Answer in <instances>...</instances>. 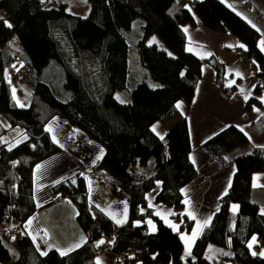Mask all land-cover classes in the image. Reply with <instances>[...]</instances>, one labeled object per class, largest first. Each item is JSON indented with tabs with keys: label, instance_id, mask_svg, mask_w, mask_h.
Instances as JSON below:
<instances>
[{
	"label": "trees",
	"instance_id": "1",
	"mask_svg": "<svg viewBox=\"0 0 264 264\" xmlns=\"http://www.w3.org/2000/svg\"><path fill=\"white\" fill-rule=\"evenodd\" d=\"M89 3L88 14L81 16L66 11L63 0H0L5 12L0 19V264H97L98 243L111 234L113 239L105 249L122 255L124 264H204L209 243L224 248L217 264H264V255L256 252L264 244V213L251 198L253 175L264 172V146L229 159L233 148L248 142L247 133L235 124L203 141L220 165L233 162L235 170L228 191L194 240L191 255L182 257L185 245L180 233L190 232L194 225V219L183 211L184 188L195 179L197 169L189 156L187 121L176 106L179 100L191 103L204 62L213 67L217 82L229 95L236 89L226 85L224 63L215 55L201 57L188 49L183 26L195 25V16L206 28L231 33L245 46L237 54L251 64V75L257 79L246 107L261 105L264 51L259 46L260 31L223 0H191L192 9L177 0ZM138 17L142 20L137 65L146 77L137 80L136 72L129 81L125 32ZM13 33L22 46L17 74L31 89L28 106L12 102L5 73L17 58L8 47ZM151 34H158L172 54L146 43ZM50 64L56 68L50 71ZM119 89L129 90L132 101L121 102L115 95ZM176 115L178 121L161 139L153 124ZM56 116L64 120L70 137L78 129L99 144L103 156L96 159L95 168L104 174L108 187L101 186V181L88 184L80 172L51 186L53 195L75 207L87 239L79 247L64 250L67 255L53 245L43 255L24 227L38 209L33 196L34 168L62 151L47 129ZM13 127L22 129L25 138L9 146L2 138ZM157 187L155 201L174 209L176 227L148 207V193ZM115 194L127 205L126 217L119 224L104 211L108 198ZM232 203L239 204L237 211L232 210ZM146 218L155 222V231L148 230Z\"/></svg>",
	"mask_w": 264,
	"mask_h": 264
},
{
	"label": "crops",
	"instance_id": "2",
	"mask_svg": "<svg viewBox=\"0 0 264 264\" xmlns=\"http://www.w3.org/2000/svg\"><path fill=\"white\" fill-rule=\"evenodd\" d=\"M177 1L192 9L191 0ZM223 1L260 31L259 46L262 49L261 41H264V0ZM195 18V25L185 24L183 26L184 31L187 29L185 34L188 49L201 57L213 54L222 61L224 63L226 85L231 89L236 88L241 91V96L230 98L229 91H225L217 82L213 67L204 62L202 76L196 83L195 94L191 103L188 104L184 100H179L176 104L178 111L187 121L191 143L189 156L197 169L195 179L184 188L183 211L190 217H195V219L193 228L189 232L192 234H186L188 235L187 248L189 252H186L185 246L182 253L183 258L191 255L194 240L206 225L204 221L211 218L214 210L219 205L220 198L228 191L235 170L233 162H229L224 166L220 165L205 150L203 141L228 124H235L247 133L248 142L245 145L233 148L228 154L229 159L237 154L251 151L254 147L264 146V99H261L264 98V91L259 95L261 105L246 107L248 99L254 94L257 79L251 75V64L242 61L237 54V49L240 47L239 45H242V42L231 33H218L206 28L198 17L195 16ZM136 75L137 80H141L146 77V72L141 66H138ZM261 118H263V121L259 123ZM178 119L179 117L176 115L166 122H155L153 124L154 132L157 135L159 133V136H164L168 128L176 123ZM147 169L149 171L153 169L152 159L149 160ZM255 183L256 186H254ZM158 189L159 187L148 193V207L166 224L173 226L175 225L172 219L174 209L155 201ZM255 193H257L256 196H254ZM251 194L252 200L257 202L259 206L264 203V172H257L253 175ZM123 204L125 213H123L124 216L121 221L125 219L127 211L126 202ZM232 204L231 207L233 208ZM110 217L115 221L118 220L112 216ZM145 222L150 232L156 230V224L151 218H146ZM263 249L264 244H261L256 252L262 253ZM218 251L220 255L224 252L223 248ZM116 255L108 251L98 258L102 264H111ZM112 264H116V262Z\"/></svg>",
	"mask_w": 264,
	"mask_h": 264
},
{
	"label": "rangeland",
	"instance_id": "3",
	"mask_svg": "<svg viewBox=\"0 0 264 264\" xmlns=\"http://www.w3.org/2000/svg\"><path fill=\"white\" fill-rule=\"evenodd\" d=\"M67 3L66 11L78 14L81 16H86L89 12L90 3L89 0H63ZM5 17V12L0 9V19ZM141 18H135L132 22L131 28L126 30L125 35L129 43L128 48V65L130 69L129 81H133L135 74L137 72L138 54L136 49V41L140 37V26ZM146 43L156 44L158 47L166 49L169 54H172L170 49L166 46L164 41L159 37L158 34H151L146 38ZM9 49L17 57L13 63L8 66L5 70L7 81L9 82L10 95L12 102L17 106H28L29 105V95L30 87L22 81L20 76L17 74L22 66V61H20V53L22 52V46L16 33H13L10 41L8 43ZM56 66L50 64V71ZM47 72V70H46ZM57 72L53 73L56 77ZM156 82V81H153ZM132 83V82H130ZM158 83L156 82V86ZM155 87V86H154ZM238 94L230 98H236L241 96V91L236 89ZM116 97L123 101H132L130 91L127 89H119L115 91ZM52 138L55 142L62 146V151L52 155L51 157L45 159L44 161L38 163L34 168L33 174V196L35 202L37 203V212H35L25 224V232L32 239L35 248L42 254L45 253L51 246L52 242L49 233L45 227L44 222L40 216V212L45 209L51 203L62 199L59 196H55L51 192V186L57 181L64 179L66 177L72 176L76 172H80L87 183L92 181H101V186L108 187L106 184V179H104V174L98 172L95 168L96 159L99 157L101 152V147L96 142L89 140L81 131L78 129L74 130V135L70 137L69 128L66 126L64 120L60 117H54L47 125ZM25 138V134L22 129L18 127L11 128L2 138V141L7 143V145L12 146ZM39 166V167H38ZM106 177V176H105ZM99 183V182H98ZM256 186V183L254 184ZM260 191V190H259ZM261 193V192H260ZM255 193L254 196H256ZM260 195V194H259ZM123 198L117 194L108 198V201L104 207V211L115 219L121 220L123 218L124 204ZM233 206H238L235 211L239 209L238 203H233ZM264 203L259 206V210L264 213ZM232 208V207H231ZM233 210V208H232ZM29 221L31 223L29 224ZM186 246V252H189L187 248L188 238L186 234H192L187 231L180 233ZM35 237V239H33ZM254 239L251 241L253 247ZM219 245L214 243H209L206 249V261L204 264H216L221 255L218 253L220 250ZM224 249V248H223ZM106 250H97L96 259L103 256ZM264 252V249L262 250ZM121 258L120 255L115 256V260L118 264V260ZM112 262V263H113ZM111 263V264H112Z\"/></svg>",
	"mask_w": 264,
	"mask_h": 264
},
{
	"label": "water",
	"instance_id": "4",
	"mask_svg": "<svg viewBox=\"0 0 264 264\" xmlns=\"http://www.w3.org/2000/svg\"><path fill=\"white\" fill-rule=\"evenodd\" d=\"M76 213L72 203L65 199L51 203L40 212L52 245L60 251L68 250L87 239V233L79 223Z\"/></svg>",
	"mask_w": 264,
	"mask_h": 264
},
{
	"label": "snow or ice",
	"instance_id": "5",
	"mask_svg": "<svg viewBox=\"0 0 264 264\" xmlns=\"http://www.w3.org/2000/svg\"><path fill=\"white\" fill-rule=\"evenodd\" d=\"M7 23V22H6ZM7 26L8 27H11V25L10 24H7ZM253 27H255V25H253ZM185 31H187V29H185ZM240 47H245L244 45H239ZM261 47H262V50H264V41H261ZM245 99H247V97H245ZM261 99H264V98H261ZM121 102H123V101H121ZM179 106V105H178ZM257 111H258V109H257ZM49 130H51V129H49ZM153 131H155V128H153ZM158 135H159V133H158ZM161 139H163V137L161 136ZM102 156H103V151H101V155H100V157H98V159L99 158H102ZM39 167V166H38ZM238 206H233V210L235 211L236 210V208H237ZM193 219H195V217H193ZM209 220H210V218H209ZM209 220H205L204 221V223L205 224H208L209 223ZM118 224L119 223H123V221H121V220H117L116 221ZM31 223V221H29V224ZM149 223H151L150 221H149ZM173 227H176L175 225H173ZM153 230H155V229H153ZM195 235V234H194ZM182 238H184V237H182ZM33 239H35V237H33ZM99 243H104V241H100ZM252 245L250 244L249 245V247H251ZM76 247H79V245H76ZM43 255H46L47 253L45 252V253H42ZM61 255H67V252H65V251H61V253H60ZM253 255H256V253L255 252H253ZM260 255H264V252H262V253H260ZM97 264H102V262L100 261V259L98 258L97 259Z\"/></svg>",
	"mask_w": 264,
	"mask_h": 264
},
{
	"label": "built area",
	"instance_id": "6",
	"mask_svg": "<svg viewBox=\"0 0 264 264\" xmlns=\"http://www.w3.org/2000/svg\"><path fill=\"white\" fill-rule=\"evenodd\" d=\"M236 94H238V91L236 89H234L232 91V93H231V97L235 96ZM112 239H113V235L112 234L103 236L100 241H104V243H98V251L99 250H101V251L106 250L105 249V244L108 243L109 241H111ZM120 256H121V258H119L118 264H124V257L122 255H120ZM128 264H130V263H128Z\"/></svg>",
	"mask_w": 264,
	"mask_h": 264
}]
</instances>
